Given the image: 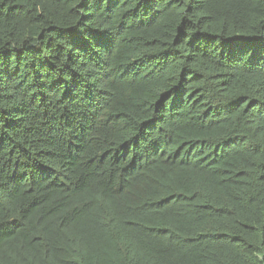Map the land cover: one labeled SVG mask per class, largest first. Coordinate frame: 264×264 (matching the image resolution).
Listing matches in <instances>:
<instances>
[{"label":"trees","instance_id":"1","mask_svg":"<svg viewBox=\"0 0 264 264\" xmlns=\"http://www.w3.org/2000/svg\"><path fill=\"white\" fill-rule=\"evenodd\" d=\"M0 264H264V0H0Z\"/></svg>","mask_w":264,"mask_h":264}]
</instances>
